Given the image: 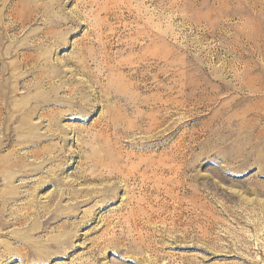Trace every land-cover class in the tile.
Masks as SVG:
<instances>
[{"label": "rangeland", "instance_id": "1", "mask_svg": "<svg viewBox=\"0 0 264 264\" xmlns=\"http://www.w3.org/2000/svg\"><path fill=\"white\" fill-rule=\"evenodd\" d=\"M0 264H264V0H0Z\"/></svg>", "mask_w": 264, "mask_h": 264}]
</instances>
